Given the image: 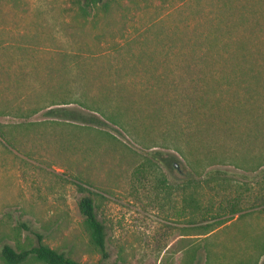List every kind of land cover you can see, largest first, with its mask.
<instances>
[{"label":"rangeland","instance_id":"obj_1","mask_svg":"<svg viewBox=\"0 0 264 264\" xmlns=\"http://www.w3.org/2000/svg\"><path fill=\"white\" fill-rule=\"evenodd\" d=\"M105 1L83 19V0H0V264L30 230L80 263L264 264V0Z\"/></svg>","mask_w":264,"mask_h":264},{"label":"trees","instance_id":"obj_2","mask_svg":"<svg viewBox=\"0 0 264 264\" xmlns=\"http://www.w3.org/2000/svg\"><path fill=\"white\" fill-rule=\"evenodd\" d=\"M101 8L103 12H106L108 9V3L105 0H83V4L78 6V12L80 18L87 19L90 16L91 11ZM96 112H99L97 110ZM48 116H52L54 118H61L67 121L78 122L86 125H91L95 127L103 126V121L94 115H85L80 111L75 109H65V108H54L49 109L46 113ZM102 116V115H101ZM111 120V119H109ZM114 124L116 122L111 120ZM146 149H154L157 148V145L153 144H146L143 145ZM160 147V145H159ZM176 149V147H173ZM177 150V149H176ZM163 156V153L158 150L151 151V160L152 161H159ZM161 161V160H160ZM159 161V162H160ZM166 166L170 167L169 163L166 161ZM144 165H141L139 168L136 169L138 174H142L144 171ZM193 175H197L199 172L196 169H193ZM264 172V171H263ZM203 180L209 179L211 182L216 181L219 186H222L226 181H228V172L226 171H211L207 175L202 176ZM194 176L190 178L193 180ZM186 188H189V192L183 193V198L188 199V202H194V197L198 196V184L196 182L191 181L190 185ZM192 187V188H190ZM219 197H224L225 195L218 192ZM240 203L239 197H235L232 200H226L225 206L219 205L217 209H211L210 207H206L203 210L197 207V203L193 204L194 209L202 212L201 214L211 215L212 210L215 212H224L227 209L230 210V213L233 215H237L239 209H237V205ZM192 204V203H190ZM78 211L79 214L83 218V225L90 237V241L92 246L99 251V253L105 257L106 256V233L105 227L103 224L97 219L95 213V206L94 200L89 196H83L78 201ZM21 229L25 231H29V227L26 223H20ZM30 234L34 237L36 241V245L17 252L10 246H4L2 249V259L6 264H24L27 262H34L38 264H89V263H80L77 262L70 257H68L65 253L59 252L57 250L51 249L43 243V235L37 231H29Z\"/></svg>","mask_w":264,"mask_h":264},{"label":"water","instance_id":"obj_3","mask_svg":"<svg viewBox=\"0 0 264 264\" xmlns=\"http://www.w3.org/2000/svg\"><path fill=\"white\" fill-rule=\"evenodd\" d=\"M176 167H178V166L176 165Z\"/></svg>","mask_w":264,"mask_h":264}]
</instances>
